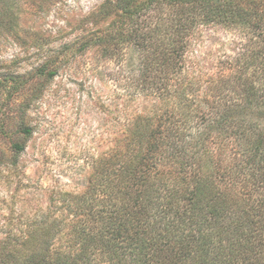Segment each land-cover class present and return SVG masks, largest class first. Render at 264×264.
I'll use <instances>...</instances> for the list:
<instances>
[{"label": "trees", "instance_id": "16d2710c", "mask_svg": "<svg viewBox=\"0 0 264 264\" xmlns=\"http://www.w3.org/2000/svg\"><path fill=\"white\" fill-rule=\"evenodd\" d=\"M91 15L114 16L121 29L113 37L93 33L81 51L100 48L110 59L116 48L138 52L129 93L158 104L125 120L80 195L50 198L49 210L31 223L44 233L40 251L26 259L264 264V0H104ZM209 25L245 42L214 75L186 59L196 30ZM54 62L44 61L37 76L53 80L62 61ZM9 80L0 77V89ZM10 147L16 156L25 148ZM59 230H66L64 249L52 245Z\"/></svg>", "mask_w": 264, "mask_h": 264}, {"label": "rangeland", "instance_id": "374dc122", "mask_svg": "<svg viewBox=\"0 0 264 264\" xmlns=\"http://www.w3.org/2000/svg\"><path fill=\"white\" fill-rule=\"evenodd\" d=\"M103 1L0 0V77L13 79L9 94L8 86L0 89V264H34L26 257L44 233L31 223L49 210L50 198L80 195L97 158L123 135L125 120L158 104L138 92L130 95L138 52L116 48L110 59L100 48L81 51L93 33L113 37L121 29L114 16L91 15ZM244 43L221 26L199 27L186 59H197L203 72L214 75L219 61ZM47 59L56 66L62 61L49 81L36 72ZM10 142L24 144V151L16 156ZM65 233L55 232L53 247L64 249Z\"/></svg>", "mask_w": 264, "mask_h": 264}]
</instances>
